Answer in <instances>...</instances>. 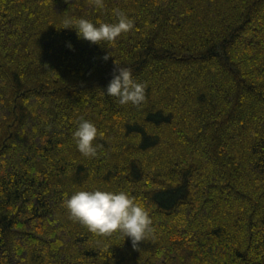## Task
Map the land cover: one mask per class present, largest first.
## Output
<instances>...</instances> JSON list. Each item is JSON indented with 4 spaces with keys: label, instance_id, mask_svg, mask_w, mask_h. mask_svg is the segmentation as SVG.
I'll use <instances>...</instances> for the list:
<instances>
[{
    "label": "trees",
    "instance_id": "obj_1",
    "mask_svg": "<svg viewBox=\"0 0 264 264\" xmlns=\"http://www.w3.org/2000/svg\"><path fill=\"white\" fill-rule=\"evenodd\" d=\"M117 11L114 42L64 28ZM115 64L142 104L107 96ZM81 188L127 191L151 231H89ZM0 264H264V0H0Z\"/></svg>",
    "mask_w": 264,
    "mask_h": 264
},
{
    "label": "clouds",
    "instance_id": "obj_2",
    "mask_svg": "<svg viewBox=\"0 0 264 264\" xmlns=\"http://www.w3.org/2000/svg\"><path fill=\"white\" fill-rule=\"evenodd\" d=\"M102 2L95 0L97 6H102ZM116 15L118 19L114 23H94L83 17L68 18L64 21V28L75 29L79 39L92 43L114 42L122 32H127L133 26L132 19L123 11H117ZM66 46L71 48V42H67ZM145 89L146 84L136 80L130 68L115 64L106 94L117 98L120 104L140 105L146 99ZM98 134L94 122L80 119L74 138L83 155H97L100 146L93 141ZM64 206L71 218L85 225L89 231L108 234L118 230L131 238L134 247L151 231L152 221L148 210L142 203L135 202L127 191L81 188L64 201Z\"/></svg>",
    "mask_w": 264,
    "mask_h": 264
}]
</instances>
